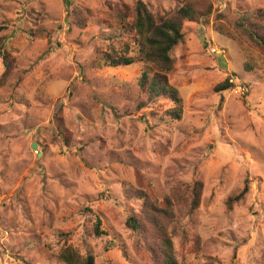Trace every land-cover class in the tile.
I'll use <instances>...</instances> for the list:
<instances>
[{"label":"rangeland","instance_id":"obj_1","mask_svg":"<svg viewBox=\"0 0 264 264\" xmlns=\"http://www.w3.org/2000/svg\"><path fill=\"white\" fill-rule=\"evenodd\" d=\"M137 1L0 0V38L18 64L0 88V264H64V241L96 264H162L126 221L166 197L179 264H264V49L236 26L264 0H140L174 19L185 2L211 12L184 20L170 73L140 62L133 36L104 40L113 10ZM104 53L137 62L112 68ZM144 71L178 92L181 119L163 118L175 106L162 98L140 105ZM226 79L234 88L216 93Z\"/></svg>","mask_w":264,"mask_h":264},{"label":"trees","instance_id":"obj_2","mask_svg":"<svg viewBox=\"0 0 264 264\" xmlns=\"http://www.w3.org/2000/svg\"><path fill=\"white\" fill-rule=\"evenodd\" d=\"M116 25L109 24L106 28L108 34L105 41H113L121 36H133L139 45V61L145 65L156 66L157 70L170 73L175 69L176 59L173 53L178 45L185 41L183 32L184 20L188 22H198L201 18L209 13H201L191 2H185L179 9L180 19H174L170 16H157L149 6L143 1L138 0L134 6L130 7L123 4L113 10ZM237 29L248 27L243 32L253 41L256 46L264 49V8L256 10L249 16L241 18L236 24ZM233 36L231 33H226ZM107 66L112 68L122 66H132L137 61L127 57H113L110 53H104L103 58ZM0 60L3 61L4 72L0 79V88L13 75L16 69L17 61L9 51L5 48L4 39L0 38ZM248 70V68H246ZM140 94L143 100L139 103L147 106L159 99L171 102L175 108L167 111L163 118L171 117V119H181V99L178 92L170 86L165 76L160 74H150L144 71L138 82ZM234 86L229 79L224 80L214 89L216 93H221L233 89ZM58 136L61 137L67 148L72 146L73 135L66 127L65 119L60 116L56 118ZM164 122L165 119H162ZM60 139V138H59ZM58 140V139H57ZM203 183L200 182L195 190L194 207L198 206L199 199L203 193ZM249 180L240 194L230 197L227 200L228 209H232L234 204L245 199L249 191ZM174 203L166 197L163 204L158 199L147 200L144 204V211L141 214L131 213L126 221V226L137 235H145L151 239L153 257H163L162 264H179L172 253V239L168 233L167 227L174 220ZM95 235L100 238L105 235L102 231V221L97 218L95 227ZM59 236H65L61 233ZM58 257L64 264H96L92 254H83L67 242H63Z\"/></svg>","mask_w":264,"mask_h":264},{"label":"built area","instance_id":"obj_3","mask_svg":"<svg viewBox=\"0 0 264 264\" xmlns=\"http://www.w3.org/2000/svg\"><path fill=\"white\" fill-rule=\"evenodd\" d=\"M229 82L233 84L235 81H234V80H229ZM239 87H241V86H239ZM241 89H242V87H241ZM242 92L244 93V92H245V90H244V89H242Z\"/></svg>","mask_w":264,"mask_h":264},{"label":"water","instance_id":"obj_4","mask_svg":"<svg viewBox=\"0 0 264 264\" xmlns=\"http://www.w3.org/2000/svg\"><path fill=\"white\" fill-rule=\"evenodd\" d=\"M36 146H37V144L34 145V147H36Z\"/></svg>","mask_w":264,"mask_h":264}]
</instances>
